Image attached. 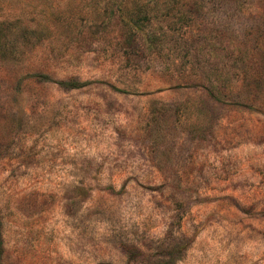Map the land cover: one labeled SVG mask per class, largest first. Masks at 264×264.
<instances>
[{"label": "rangeland", "instance_id": "374dc122", "mask_svg": "<svg viewBox=\"0 0 264 264\" xmlns=\"http://www.w3.org/2000/svg\"><path fill=\"white\" fill-rule=\"evenodd\" d=\"M0 223V264H264V0H0Z\"/></svg>", "mask_w": 264, "mask_h": 264}, {"label": "trees", "instance_id": "16d2710c", "mask_svg": "<svg viewBox=\"0 0 264 264\" xmlns=\"http://www.w3.org/2000/svg\"><path fill=\"white\" fill-rule=\"evenodd\" d=\"M144 19L147 20V21H150V18H148L147 16H144L143 18H139V20L138 19L133 20L134 22H133L132 25L136 29H139L140 31H142V28L139 25V21H142ZM147 23H149V22H147ZM143 34H144V32H143ZM143 38H144V41H147L148 35L145 36V37L143 36ZM58 84H60V85H62L64 87H69V88H76V87H79V86L83 85L82 82H79L77 80H69V79L68 80H60L58 82ZM2 254H3V238H2L1 223H0V262H1Z\"/></svg>", "mask_w": 264, "mask_h": 264}]
</instances>
